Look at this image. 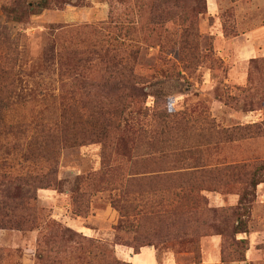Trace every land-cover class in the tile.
<instances>
[{"label": "rangeland", "instance_id": "1", "mask_svg": "<svg viewBox=\"0 0 264 264\" xmlns=\"http://www.w3.org/2000/svg\"><path fill=\"white\" fill-rule=\"evenodd\" d=\"M233 3L230 0L203 2L204 12L198 15V51L205 58L192 73L183 70L185 60L175 45L179 27L166 23L141 28L131 0H54L50 8L23 22L6 19L0 11V26L7 29L18 51V90L21 93L33 90L58 92L55 61H49L48 68L43 64L45 48L52 45L50 32L53 27L68 28L64 30L82 25L107 27L111 21L139 28L132 34L139 41L133 38L130 42L133 45L138 43L140 50L135 71L150 79L151 83L169 76L173 79L154 85L148 95V88L141 86L144 95L128 116L135 118V122L137 119L138 126L143 125L146 133L132 144L122 143L119 153L148 157L185 155L186 167L190 163L205 167L219 165V171L207 175V178L218 181L225 176V181L231 182L220 188L214 186L212 190L205 188L201 191L213 226L199 237V264H264V171H260L262 181L254 193H248L243 201L250 207L247 232L235 235L232 229L235 213L241 211L240 197L250 188L246 190L237 180L234 182L230 169L222 170L223 165L244 164L250 172L264 162V64L251 63L252 59L264 56V0H247L246 3H251L250 8L238 15ZM104 30L121 39L124 37V30L108 27ZM146 34L151 42L140 40ZM237 36L240 38L234 42L241 46H237L240 56L235 58L231 48L223 43ZM257 41L262 45H256ZM229 73H234L235 81L229 80ZM178 74L181 78L174 79ZM154 90H160L162 98L155 96ZM101 155L99 144L62 151L58 187L37 191L39 203L48 210L50 219L86 237L111 243L115 257L130 264H195L188 245L163 249L148 246L134 254L131 247L119 242L113 229L119 214L112 207L111 200L121 197L114 189L92 194L87 215L76 216L72 212L73 179L96 174L101 166ZM149 162L147 169L152 171V176L131 183V195L126 197L128 201L122 198L119 204L125 202L131 208L164 205L167 184L182 179L175 175L167 180L166 171L173 173L183 169L176 168L178 166L169 163L166 157ZM115 163L116 160L111 161V164ZM122 165V172L126 173L129 163L126 166L124 159ZM81 185L83 188V183ZM125 231L128 229L119 233L122 235ZM39 234L40 230L0 229V264H58L52 263L50 248L38 244ZM228 238L246 240L248 249L244 252V260H222L223 248L228 255L236 249L229 245ZM37 251L43 254L39 256ZM58 256L70 258L68 263L62 264H83L81 258L76 262L75 258L71 260V254L67 252Z\"/></svg>", "mask_w": 264, "mask_h": 264}, {"label": "trees", "instance_id": "2", "mask_svg": "<svg viewBox=\"0 0 264 264\" xmlns=\"http://www.w3.org/2000/svg\"><path fill=\"white\" fill-rule=\"evenodd\" d=\"M131 1L136 7L141 28L166 23L179 27L175 45L185 60L183 70L192 73L205 58L198 51V15L204 12L205 0ZM53 2L1 0L0 11L6 19L23 22L50 8ZM109 22V29L124 30L122 39L117 34L106 33V26L82 25L69 30L58 26L51 29L52 45L45 48L43 64L48 68L49 61H55L56 94L34 90L21 93L18 90V51L7 29L0 26V229L40 230L38 244L49 247L53 252L52 263H68L70 258L58 256L67 252L71 254V260L75 258L76 262L81 258L83 264H130L115 257L111 243L86 237L51 220L50 213L38 200L39 189L58 187L63 150L99 144L102 154L99 171L73 179L72 212L76 216L87 215L91 195L106 189L118 191L121 199L128 201L126 197L131 195V183L152 176V171L147 169L149 161L166 157L169 163L183 170L166 171L167 180L175 175L182 179L178 183L167 184L164 205L131 208L125 202L119 204L121 199H113L111 205L119 214L113 229L117 240L131 247L134 254H138L142 247L163 249L188 245L193 252L194 263L199 264V237L213 226L201 191L205 188L212 190L214 186L220 188L231 182L225 181V176L217 178L218 181L207 178V175L219 171V165L205 167L188 163L190 166L186 167L183 162L185 155L148 157L119 153L122 143L132 144L146 133L143 125L138 126L137 119L135 122V118L128 116L144 95L141 86L148 88V95L154 85L173 78L169 76L151 83L150 79L140 76L135 71L140 51L138 43L130 44L135 38L133 31L137 33L139 28L132 24ZM140 40L151 42L147 34ZM251 63L264 64V56L252 59ZM180 78L178 74L174 79ZM159 91L154 90V95L162 98ZM124 159L126 166L129 163L126 173L122 172ZM113 160L117 163L111 164ZM227 169H230L234 182L237 180L245 189L250 188L240 197L242 207L235 213L232 229L235 235L246 233L250 207L243 201L262 181L260 171H264V162L250 172L244 164L223 165L222 170ZM126 229L128 231L122 235L119 233ZM227 241L236 249L228 255L223 248L222 260H244V252L248 249L246 240L228 238ZM42 254V251H37V255Z\"/></svg>", "mask_w": 264, "mask_h": 264}, {"label": "crops", "instance_id": "3", "mask_svg": "<svg viewBox=\"0 0 264 264\" xmlns=\"http://www.w3.org/2000/svg\"><path fill=\"white\" fill-rule=\"evenodd\" d=\"M252 1V0H251ZM247 2V0H238V1H236V2H234L233 3V6H234V8H235V13L238 15V14H242V12L244 11V10H246V9H249L250 8V4L251 3H246ZM249 2H250V0H249ZM263 25H264V23H263ZM236 39H231V40H229V41H225V43H223L226 47H229V48H231V50H232V53H233V57H235V58H237L238 56H240L239 55V50H238V47L237 46H241V44L240 43H235L234 41H236L237 40V38H240L239 36H237V37H235ZM243 43H245V42H243ZM256 45H262V43H259L258 41L255 43ZM262 55H264V54H262ZM228 75H230L229 76V80L230 81H235V79H236V76H234V73H229ZM73 182V181H72ZM98 193V192H97ZM101 193V191L99 192V194ZM40 194V193H39ZM44 196V195H43ZM81 225V224H80ZM151 249V248H150Z\"/></svg>", "mask_w": 264, "mask_h": 264}]
</instances>
